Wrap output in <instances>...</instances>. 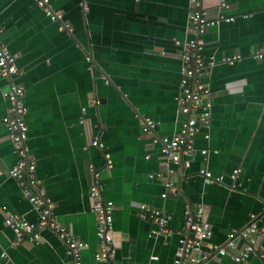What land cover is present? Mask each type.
Returning a JSON list of instances; mask_svg holds the SVG:
<instances>
[{"label": "crops", "instance_id": "crops-1", "mask_svg": "<svg viewBox=\"0 0 264 264\" xmlns=\"http://www.w3.org/2000/svg\"><path fill=\"white\" fill-rule=\"evenodd\" d=\"M226 2L223 13L234 20L201 35L204 59L216 60L203 77L210 90V125L193 136L192 149L181 156L183 165L167 164L149 135L140 132L135 116L150 117L153 133L165 136L176 135L185 118L174 101L180 62L170 39L195 36L187 30L188 0H47L70 30L59 29L36 0H0V38L15 55L13 81L23 87L27 152L54 218L87 243L80 264H178V238L187 234L184 211L198 204L211 229L204 250L223 245L230 229L251 219L264 227V55L253 56L264 46L263 0ZM202 4L213 18L217 0ZM231 55L238 60L220 61ZM6 88L0 76V119L6 113ZM91 97L99 103L89 102ZM92 137L103 151L89 145ZM102 152L111 160L108 169L102 167ZM16 159L0 123V251L6 254L0 263L70 264L64 245L47 228L36 243L11 244L12 232L2 224L7 214L38 219L9 175ZM89 163L99 169L101 194L113 205L110 263L94 258L98 240L87 197ZM200 168L220 175L221 182L206 180ZM236 168L232 181L229 174ZM155 172L161 176H147ZM167 181L174 191L161 197ZM142 202L170 216L171 234L153 233L152 225L138 217ZM255 242L256 252L244 261L209 250L205 264H262L258 253L264 252V236Z\"/></svg>", "mask_w": 264, "mask_h": 264}, {"label": "built area", "instance_id": "built-area-1", "mask_svg": "<svg viewBox=\"0 0 264 264\" xmlns=\"http://www.w3.org/2000/svg\"><path fill=\"white\" fill-rule=\"evenodd\" d=\"M203 1L188 0L187 30L195 36L183 39L172 37L170 39L177 49L180 62L178 89L174 101L178 111L185 115V118L180 122L178 133L172 136L155 135L153 133L155 122L150 117L139 114L135 116L140 132L149 135L150 143L157 147V152L167 164L171 162L186 165L187 162L181 161L182 154L189 153L192 149V138L200 130L199 128L207 129L210 125V90L203 77L206 70L216 64V60L212 56H209L207 60L204 59L201 35L209 27L220 22L230 23L234 20L233 16L223 13L224 10L229 8L226 0H217V12L213 18L208 16L203 7ZM36 4L51 21L58 22L59 29L70 30L69 23L60 21L59 13L50 9L47 0H36ZM260 8L264 11V0ZM263 55L264 46L257 49L253 56L260 59ZM85 59L88 61V57ZM236 60H238V56L231 55L223 57L220 61L232 63ZM16 73L15 55L7 50L0 38V76L7 80V88L3 92V96L7 100V107L0 123L5 127L7 138L10 140L17 156L8 172L16 180L21 194L27 198L38 215L36 222H30L23 216L10 213L4 217L2 224L12 232V245H16L22 240L36 243L40 239L39 231L41 229L51 230L64 245L66 254L71 260L70 264H80L79 254L82 249L87 247V243L73 235L54 218L52 202L41 187L40 180L35 177V163L27 152L26 146L27 125L24 121L26 108L22 103L23 87L13 81V76ZM89 102L96 105L99 100L91 97ZM83 110L82 107L81 111ZM79 121L85 123L83 118H80ZM203 135L207 137L205 132H203ZM89 145L103 151V145L96 137L90 139ZM200 153L203 156L207 155V150L201 149ZM102 156V167L108 169L111 165L109 155L107 152H102ZM88 171L90 182L87 187V197L90 202V210L94 215L95 235L98 240V249L94 253V258L103 263H110L114 259L111 235L113 205L110 200L104 199L101 194L98 184L99 169L89 163ZM198 172L206 180L221 182L220 175H212L203 168H200ZM238 173L239 169H233L229 174V178L232 181L235 180ZM147 176L149 178L160 177L161 173H149ZM168 191H174V187L169 181L164 183L160 196L165 197ZM137 208L138 217L152 225L153 233L169 235L173 232L168 224L170 216L160 208L143 202L138 203ZM183 227L187 234L178 238L181 249V258L176 260L178 264H205L209 250H215L219 255L229 254L232 260L237 262L244 261L250 254L256 252L255 239L264 236V227L256 225L254 220L251 219L243 228L230 229L223 245L211 244L208 246V250H204L201 245L210 236L211 229L204 218V209L200 204L196 205L193 210L187 209L184 211ZM258 256L261 263L264 264V252H259ZM5 257V252L1 250L0 260L5 259Z\"/></svg>", "mask_w": 264, "mask_h": 264}]
</instances>
